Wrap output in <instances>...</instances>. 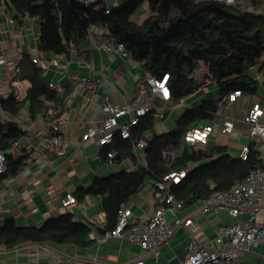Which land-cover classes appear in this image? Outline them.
<instances>
[{"label": "trees", "instance_id": "trees-1", "mask_svg": "<svg viewBox=\"0 0 264 264\" xmlns=\"http://www.w3.org/2000/svg\"><path fill=\"white\" fill-rule=\"evenodd\" d=\"M13 8L39 24L37 48L41 52L67 54L72 49L85 50L91 43L90 27L107 28L100 39L107 43H122L132 58L141 63L151 75L162 78L169 74L171 99L165 117L180 101L199 87L196 71L204 65L219 87V97L202 101L189 108L170 132L151 138L138 164L132 154L131 139L118 134L105 151L117 150L116 163L130 157L136 166L123 168L104 177H96L85 192L98 194L106 213L102 233L111 230L118 221L119 209L126 205L148 179L188 169L180 183L173 186L176 197L191 204L209 196L217 189H227L242 182L251 170L264 169V162L255 143L250 144L247 159L231 156L227 146L220 144L195 147L187 145L184 134L194 120L215 117L218 102L230 92L256 94L257 72L264 71V0H253L254 10H241L220 0H124L119 5L97 8L77 0H10ZM145 3L148 16L141 22L133 16ZM21 79L30 87L23 99L15 92L1 102L0 148L7 153L5 173L19 172L21 160L9 151L23 135L15 118L28 107L32 117L45 114L56 106L58 92L44 79V69L30 54L21 60ZM53 107V106H52ZM196 123V124H197ZM155 125L152 114L144 116L132 129V138L141 136ZM180 147L168 162L164 153L168 148ZM91 226L66 212L50 217L42 225L20 226L14 219L0 225V249H12L28 243L74 244L90 247Z\"/></svg>", "mask_w": 264, "mask_h": 264}, {"label": "crops", "instance_id": "crops-1", "mask_svg": "<svg viewBox=\"0 0 264 264\" xmlns=\"http://www.w3.org/2000/svg\"><path fill=\"white\" fill-rule=\"evenodd\" d=\"M124 0H110V6L119 5ZM241 10H254L253 0H236L233 5ZM148 5L145 3L134 14V20L141 22L148 16ZM39 24L27 15L18 13L10 0H0V55L5 56L6 63L0 65V101L15 92L23 99L27 93L21 92L19 85L28 80H22L18 85H11L13 78L12 64L21 63L25 54L31 58L38 53V36L34 29ZM100 25L90 27V45L82 51L72 49L70 54L45 53L42 61L44 79L47 83L54 82L63 87L58 92L56 106L62 108L61 115L65 122L61 128L66 136V148L63 154L49 148L47 135L50 131V110L32 117L28 107L15 118L17 126L23 130V135L13 144L10 152L15 159H20L19 172L12 175L9 171L0 176V225L7 219H14L20 226L42 225L50 217L66 212L74 213L75 219L91 226V237L95 239L90 247H79L74 244H35L28 243L12 249H0V264H68L66 257L78 254L87 258H96L101 264H125L139 256L141 249L125 238L106 237L102 228L106 223V213L102 198L98 194L85 192L91 187L96 177L108 176L123 168H134L136 163L130 157L122 163L110 164L107 161L105 148L95 139L83 141V134L89 124H98L103 118L102 104L105 96L113 102L125 103L131 101L138 91V81L147 71L140 62L134 60L129 53L116 50V43H107L100 38ZM58 58L54 64L52 60ZM200 68L203 73H200ZM196 71L199 80L198 89L182 99L184 104L175 106L173 112L163 120H155V125L144 137L149 140L156 135L173 130L178 117L189 108L197 107L205 99L219 97V87L214 85L212 75L202 65ZM258 79L256 94H244L234 102L219 105L214 118L195 124H209L212 121H223L230 118L235 122L234 130L229 134L214 132L206 144L227 146L231 156H238L243 145L255 143L264 162L263 138L251 139L249 126L244 122L243 109L252 103H264V71L255 73ZM91 76L101 78L95 90L85 88L81 77ZM29 82V81H28ZM30 83V82H29ZM213 86V87H211ZM169 102L159 104L168 107ZM53 106V107H52ZM0 114L4 111L0 109ZM29 117L24 121L25 117ZM170 117V120L167 119ZM167 119V120H166ZM172 120V122H171ZM194 125V126H195ZM204 144V145H206ZM190 145V144H187ZM199 147L202 145H192ZM180 147L168 148L165 159L171 162ZM145 151V150H144ZM144 151L142 154L144 155ZM101 155V157H98ZM142 155V156H143ZM137 159V158H136ZM142 163L144 164L143 159ZM152 179H148L141 187L140 193L130 197L126 205L132 206L138 219H144L152 214L158 205L154 200ZM72 193L77 202L70 206L62 204V198ZM200 200L178 209L166 212L169 218L174 215L192 214L201 225L197 237L210 247L217 248L214 242L216 228L220 223L231 220L225 210L214 213H202L199 209ZM259 217L264 221V208ZM190 235L186 227H179L168 244L161 247L160 264H173L183 258L187 252ZM149 263L154 259L149 258ZM240 264H264V243L251 245L249 250L240 253Z\"/></svg>", "mask_w": 264, "mask_h": 264}, {"label": "built area", "instance_id": "built-area-1", "mask_svg": "<svg viewBox=\"0 0 264 264\" xmlns=\"http://www.w3.org/2000/svg\"><path fill=\"white\" fill-rule=\"evenodd\" d=\"M80 3L90 6L94 4L97 8H106L110 12V0H77ZM229 5H234L236 0H220ZM38 28L34 29V34ZM107 33V28L99 30V34ZM36 35V34H35ZM116 50L120 53H129L122 43L116 45ZM44 52L38 51L32 60L42 66ZM54 64L59 62L58 58L52 60ZM5 56L0 55V65L5 64ZM13 78L10 84L15 86L21 81V65L13 61ZM169 74H164L162 78H157L149 72L141 77L137 85L138 91L134 98L125 103L113 102L109 96H105L102 111L103 118L98 124L91 123L87 126L83 134V141L95 139L102 147L112 144L119 134L123 139H131L132 154L142 163V152L148 144L144 134L139 140L132 138V129L141 119L152 114L154 120H163L167 107L159 104L169 102L171 99V89L168 84ZM101 78L91 76L81 77V84L90 90H95ZM49 86L63 92V87L49 82ZM18 99L21 95L15 93ZM243 95L240 90L230 92L219 100V105L229 101L234 102ZM184 104L181 100L178 106ZM0 109L1 101H0ZM62 108L56 106L50 110V131L47 135L49 148L58 154H63L66 148V136L61 126L66 121L61 115ZM244 122L249 126L251 139H264V103L255 102L243 109ZM29 117H25L27 121ZM235 128L234 120L226 118L223 121H212L205 125H195L190 127L184 134V141L190 145H204L209 137L214 133L229 134ZM2 134L0 133V141ZM264 150V145L261 148ZM166 153V151H165ZM164 153V156H165ZM250 153V145H243L238 154L239 157L247 159ZM107 161L113 164L117 155V150L105 152ZM101 157V155H98ZM7 153L0 148V176L5 173ZM143 163L144 160H143ZM130 169V168H129ZM188 169L183 168L172 171L158 179H152V190L154 200L158 205L153 209L151 215L144 219H138L132 206L124 205L119 209V216L116 225L105 233L106 237L125 238L132 244H136L141 249V253L136 258L125 264H160L161 247L168 244L176 230L184 226L187 228L190 241L185 256L173 264H240V253L249 250L251 245L258 242L264 243V221L259 217L264 208V169H254L248 176L236 185L227 189H217L209 196L200 200V211L202 213H218L227 211L231 217L228 223H220L216 228L214 242L217 248L210 247L206 242L198 239L197 234L201 230V225L192 214L185 216L174 215L169 218L168 211H177L185 206V201L176 197L172 188L181 182L187 175ZM140 188L135 194L140 193ZM77 202V198L72 193H67L62 198L64 206H70ZM2 209L0 208V214ZM154 259V263H149L148 259ZM68 264H101L96 258H87L78 254L66 257Z\"/></svg>", "mask_w": 264, "mask_h": 264}, {"label": "rangeland", "instance_id": "rangeland-1", "mask_svg": "<svg viewBox=\"0 0 264 264\" xmlns=\"http://www.w3.org/2000/svg\"><path fill=\"white\" fill-rule=\"evenodd\" d=\"M146 17H147V16H146ZM36 28H38V27H36ZM36 35L39 36V29H38V31L36 32ZM199 71H200V73H203V69L200 68ZM197 72H198V71H197ZM29 85H30V83H29L28 81H24V82H22L21 85H19V87H20V89H21V92H24V93H25L26 90H27V88L29 87ZM216 85H217V84L214 83L213 86H216ZM213 86H211V87H213ZM167 119L170 120V117L167 118ZM167 119H166V120H167ZM171 122H172V120H171ZM196 123H197L196 120L192 121V122L190 123V127L194 126Z\"/></svg>", "mask_w": 264, "mask_h": 264}]
</instances>
